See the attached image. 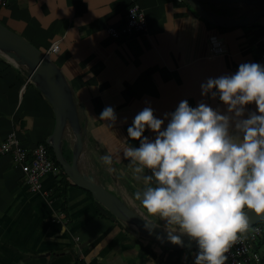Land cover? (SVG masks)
<instances>
[{"label":"crops","instance_id":"1","mask_svg":"<svg viewBox=\"0 0 264 264\" xmlns=\"http://www.w3.org/2000/svg\"><path fill=\"white\" fill-rule=\"evenodd\" d=\"M135 3L145 10L148 30L113 38L107 28H123ZM208 8L235 18L252 9L217 3ZM0 16L44 52L60 40V51L50 58L69 81L87 130L80 170L150 220L134 195L144 185L123 156L125 147L139 146L127 133L134 116L150 104L163 119L181 100L193 107L201 100L222 107L219 100L201 95L200 84L234 73L241 63H260L256 56L264 31V16L249 26H217L203 20L187 0H10L0 6ZM106 106L114 108V122L99 120ZM55 123L47 97L29 82L21 65L0 52V142L14 132L32 148L47 141ZM145 135L155 136L151 131ZM64 139L72 150L70 128ZM105 155L113 156L112 171ZM59 179L60 173H47L40 190L33 192L13 156H0V264H194L197 250L163 247L73 184L68 214L59 211ZM153 218L164 228L163 221ZM256 248L259 264H264V238Z\"/></svg>","mask_w":264,"mask_h":264},{"label":"clouds","instance_id":"2","mask_svg":"<svg viewBox=\"0 0 264 264\" xmlns=\"http://www.w3.org/2000/svg\"><path fill=\"white\" fill-rule=\"evenodd\" d=\"M200 88L222 107L181 100L161 119L149 104L127 128L139 146L125 147L123 156L144 185L135 198L148 216L164 222L168 239L195 241L194 264H226L230 247L248 228L249 211L264 213V64L241 63ZM252 104L255 110H249ZM116 119L111 106L99 115L105 122ZM102 159L112 171L113 156ZM143 220L150 233L160 227Z\"/></svg>","mask_w":264,"mask_h":264},{"label":"water","instance_id":"3","mask_svg":"<svg viewBox=\"0 0 264 264\" xmlns=\"http://www.w3.org/2000/svg\"><path fill=\"white\" fill-rule=\"evenodd\" d=\"M187 2L203 20L222 27L249 26L264 16V0H187ZM205 3L241 4L254 6L256 10L240 18H235L214 11L208 8ZM0 52L21 65L28 78L35 83L51 103L56 123L53 133L46 142L53 149L56 160L62 166L65 174L75 185L90 191L92 196L116 218L134 227L141 234L163 247L174 250L187 249L188 251L198 249L195 241L186 235L182 236V244L172 243L161 226L150 233L144 227L143 219L147 217L131 208L122 198L80 170L79 160L83 154L87 130L81 126L78 103L75 100L72 87L55 61L42 49L1 21ZM67 128L72 130L74 137L71 161L67 159L62 149ZM249 217L248 228L264 221V213L249 211Z\"/></svg>","mask_w":264,"mask_h":264},{"label":"built area","instance_id":"4","mask_svg":"<svg viewBox=\"0 0 264 264\" xmlns=\"http://www.w3.org/2000/svg\"><path fill=\"white\" fill-rule=\"evenodd\" d=\"M185 1V0H179ZM10 0H0V6L6 7ZM148 30V21L145 10L135 3L127 10V19L123 28L109 26L108 33L113 38L131 33H143ZM262 50L256 58L264 64V31L260 36ZM60 40L50 44L45 52L49 57L60 51ZM31 80L29 79V82ZM12 155L15 163L21 167L26 179L27 185L31 191L36 192L41 188V180L47 173H60L55 161L50 154L49 146L46 142H40L32 148L25 147L16 133L12 132L0 142V156ZM264 238V221L246 229L238 234L237 241L230 247L227 253L228 260L226 264H259L261 262V253L256 248L257 241Z\"/></svg>","mask_w":264,"mask_h":264},{"label":"trees","instance_id":"5","mask_svg":"<svg viewBox=\"0 0 264 264\" xmlns=\"http://www.w3.org/2000/svg\"><path fill=\"white\" fill-rule=\"evenodd\" d=\"M205 4L208 6L209 3H205ZM251 7H252V9H250V10H243V11L237 12V14H235L234 16H238L237 18H240L242 16H245L247 14H250V13L254 12L256 10V7H254V6H251ZM49 149H50V154H51L52 159L55 161L57 167L60 168V179L58 181V185H57V188H56V191L57 192H60V197L62 198V207L60 208L59 211L68 214V199H67V197H68V188H69V186H71V184H73L76 187H78V186L75 185L69 179V177L65 174L62 166L56 160V156H55V154L53 152V149L50 146H49ZM62 149H63L64 155L67 157L68 160L71 161L72 160V153L70 152L71 155L68 156V155H66V151L68 149L67 152H69V150L72 151L73 149L72 150L70 149L69 144H68V142L65 139H63ZM87 192L92 196V193L90 191H87ZM109 213H111V212H109ZM181 250H187V249H181ZM194 250H197L198 251V249H194Z\"/></svg>","mask_w":264,"mask_h":264},{"label":"rangeland","instance_id":"6","mask_svg":"<svg viewBox=\"0 0 264 264\" xmlns=\"http://www.w3.org/2000/svg\"><path fill=\"white\" fill-rule=\"evenodd\" d=\"M1 17V16H0ZM66 151V150H65ZM67 151H68V149H67ZM66 151V155H68V152ZM68 156H70V155H68ZM106 186L108 187V188H110L107 184H106ZM110 189H112V188H110ZM151 218V220H154L156 223H157V221L153 218V217H150Z\"/></svg>","mask_w":264,"mask_h":264}]
</instances>
